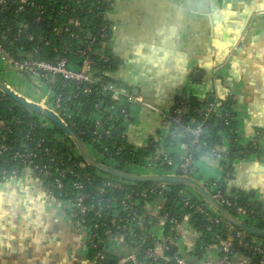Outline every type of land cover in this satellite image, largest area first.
<instances>
[{"label":"crops","instance_id":"1","mask_svg":"<svg viewBox=\"0 0 264 264\" xmlns=\"http://www.w3.org/2000/svg\"><path fill=\"white\" fill-rule=\"evenodd\" d=\"M107 2L110 38L106 53L117 65L106 76L158 110L131 106L127 143L136 150L149 145L156 149L164 139L169 154L185 157L189 149L180 130L168 139L163 115L170 113L181 95L202 107L212 104L218 115L227 102L235 117L238 146L258 149L233 161L227 192L235 189L251 194L249 201L264 207V0ZM17 89L23 96L32 92L31 85L29 92ZM257 134L259 143H255ZM194 167L197 180H222L219 162L205 152ZM158 207L147 204L142 212L157 239L154 250L163 254ZM178 234L170 254L176 253L189 264H211L218 258L213 250L200 260L192 257L199 234L188 220L181 221ZM129 249L117 238L109 253L123 258ZM241 258L235 256L234 262ZM0 264H95L87 237L75 227L68 209L44 193L38 178L28 172L15 180L0 181Z\"/></svg>","mask_w":264,"mask_h":264},{"label":"built area","instance_id":"2","mask_svg":"<svg viewBox=\"0 0 264 264\" xmlns=\"http://www.w3.org/2000/svg\"><path fill=\"white\" fill-rule=\"evenodd\" d=\"M103 2L107 4L106 10L99 14L103 23L94 31L85 30L83 36L71 35V39L78 41L75 45H70L68 38L65 40L59 38L63 48L57 52L54 61L36 58L37 47L29 51L12 52L11 48L17 41L18 35L26 29L24 24L16 23L17 33L14 36L10 32H0V78L3 80L4 75L9 80L15 74L20 80L31 85L32 92L29 97L20 95L54 113L81 140L84 137L86 142L83 140L82 142L99 164L118 170L119 162L116 157L123 151V147L117 144L107 145L104 140L112 136L114 126L122 129L121 138L126 140V130L133 119L130 113L132 105L138 104L152 112L158 110L144 103L131 92H125L114 82L103 79L97 73L100 70L98 63H108L112 59L106 53V43L110 38V27L106 17L110 7L107 0ZM10 3L13 2L0 0V8ZM17 3L18 7L15 9L17 13L22 12L23 7L29 4L28 0H19ZM97 4L99 7L100 1ZM60 13L62 14L63 11ZM68 23L78 26L77 21L70 20ZM67 31L58 28L57 34L60 36ZM26 39L31 40L28 36ZM71 57L76 58L77 61H73ZM78 65V69L73 68ZM3 81L14 90L12 85ZM43 89L46 90L45 94L42 92ZM89 95L107 99L109 104L97 101L94 107H91V111L85 113L88 108L84 97ZM178 99L170 113L163 115L162 127L169 130V137L174 139L177 134L170 128L172 124L178 125L182 136L190 137L189 152L176 161L174 156L165 150L166 140L162 139L153 153L144 159L140 168L160 173L146 175L192 179L224 209H235L239 221L264 230V217L261 221L252 217L253 210L236 207L231 200L232 195L227 191L222 193L220 190L218 185L220 181L194 179L196 171L192 151L195 147L203 148L207 145L206 140H202V136L209 126L212 115H216L217 112L210 104L202 107L200 114L203 117L200 123L195 124L191 119L187 124H183L182 117L186 112L184 103L187 97L181 95ZM112 103H115L119 109L115 114L111 113L112 107L109 106ZM6 111L5 117L0 115V181L18 179L25 172L35 175L44 193L61 202L71 214L75 227L85 233L88 250L95 264H102L106 258H110L109 247L117 238H122L130 249L123 258L115 257V260L110 258L113 260L112 264H189L176 253L170 254V251L173 252L174 245L179 240L178 228L181 221L186 219L193 225L198 215L203 216L210 224L223 228L224 236L216 235L217 244L206 248V253L213 250L218 255L211 264H264V238L253 236L226 223L193 189L183 187L184 189L178 193V202L168 210L166 199L171 193L170 186L174 185L152 183L145 189L136 190L134 183L95 171L99 180L96 184L89 175L64 168L60 155L62 145L67 146L71 157H78L80 154L72 143L75 149L66 144L62 136L55 135L53 140L49 141L40 133L46 128L52 129L55 125L30 112L35 116L31 117L34 120L24 123L21 117L13 113L12 107H7ZM104 114H109V117H104ZM234 120L232 114H224V125ZM234 134L237 143L236 129ZM219 136L221 145L219 148H211L208 154L217 162L229 164L230 136L225 133ZM259 138L260 135L257 134L255 143H259ZM221 147L224 149L220 150ZM84 167L83 164L74 165L77 169ZM225 167L226 165L221 167L222 170ZM132 168L138 167L127 165L122 172L130 173L129 170ZM113 194L116 196L112 197ZM149 198L152 200L146 201ZM151 203L159 204L163 223L161 231L164 227L167 229V234L161 236L163 254H158L154 250L157 239L150 231L149 218L144 217L142 212L143 207ZM260 224L262 227H259ZM136 231H139L138 238L134 237ZM137 239L140 243L136 241ZM150 239L154 240L153 247L147 245ZM238 255L242 258L234 262V257Z\"/></svg>","mask_w":264,"mask_h":264},{"label":"trees","instance_id":"3","mask_svg":"<svg viewBox=\"0 0 264 264\" xmlns=\"http://www.w3.org/2000/svg\"><path fill=\"white\" fill-rule=\"evenodd\" d=\"M13 3L8 4L4 8H0V32H10L13 36L17 33L16 23H22L25 25L26 29L23 30L18 36L17 41H15L14 46L11 48L12 52H16V50L29 51L34 48H38V53L36 54V58L43 61H54L58 51H61L63 48V44L60 42L59 38H63L64 40L68 38V43L70 45H75L78 41L71 39V35L83 36L85 30H96L103 22L102 17L99 15L101 12L106 10L107 4L103 2V0H28L29 4L23 7V11L17 13L16 8L18 7L19 0H11ZM98 1H100V5L98 6ZM96 5V7H95ZM60 11H63L61 14ZM39 19V20H38ZM72 20L78 22V26H74V24H69L68 22ZM61 28L62 30L67 29L68 31L63 33L62 35L57 34V29ZM30 37L31 40H27L26 37ZM73 61H77L76 58L71 57ZM116 62L113 58L108 63H98L97 73L103 77V79L109 80L106 76L107 73L113 72L116 67ZM72 67V66H71ZM75 69L79 68L73 67ZM95 95H89L84 97V101L86 103V107L88 108L85 113H89L91 111V107H94L97 101H103L106 104H109L107 99H100ZM179 99H177L178 101ZM176 101V102H177ZM175 102V103H176ZM112 107V114L118 112V106L115 103L109 105ZM175 106V105H174ZM173 106V107H174ZM186 108V112L183 114L182 122L183 124H187L191 119H195L196 123H200L201 117L200 111L202 110V106L198 104L193 98L187 97L186 102L184 103ZM7 107H12L13 113L24 121V123H28L33 121L35 117L31 115L29 112L25 111L20 106L16 105L14 102L9 100L2 92H0V115L6 116ZM225 113L234 114L230 110L229 104L226 102L221 106V114L220 115H212V119L209 122V126L204 131V135L202 136V140H206L207 145L201 148V152L198 153L196 151L197 147L193 149L194 161L202 153H209L211 148L217 147L221 145V139L219 134L225 133L230 136L231 143L229 148V164H225L223 162H219L221 167H226L223 170L222 180L219 182V188L222 193L227 191V182L231 179V175L233 172V161L237 159H244L251 153H256L258 151L257 147H248L243 149L238 146L235 142V122L231 121L228 125H224L223 117ZM104 117H109V114H104ZM27 121V122H25ZM179 129V126L176 124H172L170 130L172 132H176ZM43 134L49 141L53 140L55 135L62 136L65 143L69 144L72 149H75L71 142L65 137V135L57 129L55 126H52V129H45L40 132ZM122 129L115 127L113 129L112 136L109 139H105L107 145L117 144L123 147V151L116 157L119 162L118 170L123 171L124 168L128 166L133 167H142L144 159L149 157L153 151V145H149L145 149H140L135 151L132 146H130L125 139L121 138ZM168 139H171L169 137ZM83 142H86V139L82 137ZM190 137H183V143L188 147V141ZM166 140L165 142H167ZM199 147V146H198ZM70 151L67 149L66 145H62L60 147V155L64 162V168L73 170L79 174L89 175L92 180L97 184L98 178L96 177V172L92 168H90L83 159L78 157H71ZM176 161L178 158L174 156ZM75 164H83L85 167L74 168ZM195 169V167H194ZM149 184H135L134 188L136 190H142L149 187ZM171 193L168 195L166 199V207L170 210L173 207L175 202H178V193L183 190V187L180 186H170ZM232 195L231 200L236 204V207L245 208L247 210H253L254 215L252 217L258 218L262 221L264 217V207L258 206L257 203H252L249 201L251 194L247 195L243 192L232 189L230 191ZM115 197L116 195H111ZM152 199L149 198L146 201L150 202ZM233 216H237L235 209H228ZM197 221L193 223L194 229L199 234L198 242L196 243L192 257L197 258L198 260L202 259L206 254V248L208 246H213L217 244L215 240L216 235L224 236L223 228L216 225L210 224L206 221V219L198 215ZM259 227H262L260 224ZM162 236L167 234V229L164 227L162 231ZM135 238L139 237V231H136ZM128 240V239H126ZM137 242L138 239L136 240ZM128 242V241H127ZM140 243V242H139ZM153 247L154 240L150 239L147 242V245ZM110 258L115 260V257L109 255Z\"/></svg>","mask_w":264,"mask_h":264},{"label":"water","instance_id":"4","mask_svg":"<svg viewBox=\"0 0 264 264\" xmlns=\"http://www.w3.org/2000/svg\"><path fill=\"white\" fill-rule=\"evenodd\" d=\"M0 92H2L9 100L14 102L16 105L20 106L24 110L40 116L51 124L55 125L65 137L75 146L78 150L83 161L93 170L108 175L110 177L134 183V184H152V183H166L169 185L180 186L191 188L198 193V195L207 203L216 213L221 217L226 223L245 231L253 236L264 238V230L257 229L246 223L239 221L235 216H233L229 211L224 209L219 205L212 197L196 182L189 178L175 177V176H162V175H136L127 172L118 171L115 169L107 168L99 164L88 152L84 143L80 137L58 116L47 109H43L40 106L32 103L25 97L21 96L10 88L1 78H0ZM196 151L201 152V147H197ZM113 260L106 258L102 264H112Z\"/></svg>","mask_w":264,"mask_h":264},{"label":"rangeland","instance_id":"5","mask_svg":"<svg viewBox=\"0 0 264 264\" xmlns=\"http://www.w3.org/2000/svg\"><path fill=\"white\" fill-rule=\"evenodd\" d=\"M3 80L7 81L10 85H12L14 88H18L17 90L21 92V89H26L27 92H29L30 86L29 84H26L28 87H26L25 83H23L22 80H20V78L13 74L11 76V78H9V80L3 75ZM24 84V86L22 85ZM25 90V92H26ZM43 94L46 93V90L43 89ZM25 94V93H24ZM29 97V95H28ZM130 173L132 174H136V175H146V174H160L159 172H150V170H147L145 168H132L129 170ZM195 180H197L196 178H194ZM155 223V222H154Z\"/></svg>","mask_w":264,"mask_h":264}]
</instances>
